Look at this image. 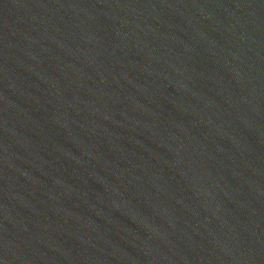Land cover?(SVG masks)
I'll return each instance as SVG.
<instances>
[{"label": "water", "instance_id": "water-1", "mask_svg": "<svg viewBox=\"0 0 264 264\" xmlns=\"http://www.w3.org/2000/svg\"><path fill=\"white\" fill-rule=\"evenodd\" d=\"M0 264H264V0H0Z\"/></svg>", "mask_w": 264, "mask_h": 264}]
</instances>
